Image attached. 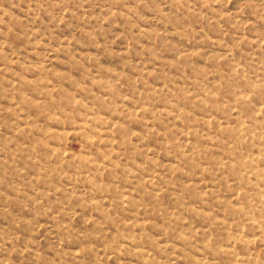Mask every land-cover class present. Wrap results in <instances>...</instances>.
I'll return each mask as SVG.
<instances>
[{
    "label": "rangeland",
    "instance_id": "1",
    "mask_svg": "<svg viewBox=\"0 0 264 264\" xmlns=\"http://www.w3.org/2000/svg\"><path fill=\"white\" fill-rule=\"evenodd\" d=\"M0 264H264V0H0Z\"/></svg>",
    "mask_w": 264,
    "mask_h": 264
}]
</instances>
